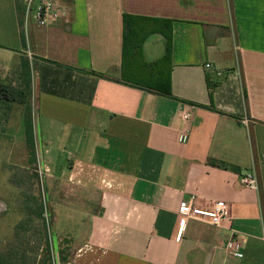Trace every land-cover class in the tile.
I'll return each instance as SVG.
<instances>
[{
	"label": "crops",
	"instance_id": "1",
	"mask_svg": "<svg viewBox=\"0 0 264 264\" xmlns=\"http://www.w3.org/2000/svg\"><path fill=\"white\" fill-rule=\"evenodd\" d=\"M47 1L62 12L40 27L25 0H0V34L14 68L30 65L49 202L89 211L80 239L56 235L68 239L62 264H264V0ZM124 15L171 22L172 97L124 82ZM165 45L151 35L144 60ZM226 84L241 85L248 125L239 102L222 106ZM250 172L255 190L240 180ZM190 200L227 204L231 222L190 219L176 240Z\"/></svg>",
	"mask_w": 264,
	"mask_h": 264
},
{
	"label": "rangeland",
	"instance_id": "2",
	"mask_svg": "<svg viewBox=\"0 0 264 264\" xmlns=\"http://www.w3.org/2000/svg\"><path fill=\"white\" fill-rule=\"evenodd\" d=\"M0 19L3 22L6 21L9 25V20H6V17H1ZM2 26L8 28L5 24H2L0 30L3 28ZM2 36L3 34H0V43H2L0 44V82L8 84L13 88H21L23 87L24 77L21 75L19 68H14L19 59H16L14 54L16 50L13 47V40L3 39ZM230 65L234 66V61ZM236 81L240 84V81ZM241 89L240 85L237 94L234 91L235 89L231 88L230 84H226L219 90V99L222 106L239 102L242 106L243 116H245V101L242 98ZM33 99V92L31 90L29 104L31 106L32 116L34 113ZM1 115L0 113V252H5L11 244L15 245L16 242H13L15 241V234L18 231L17 225L27 220L26 211H23L21 206L24 201L23 193L39 195L45 207V234L49 241L51 261L53 264H62L68 251V239H62L56 235L64 232L69 234V237L73 238V240L76 237V239H80L85 231L86 225L84 223L87 221L86 213H89V211L87 209L77 210L67 208L58 202L52 204V201H56L53 197L51 198V202H49V194L47 191L49 182L46 177V168L38 157L39 149L36 151L37 165L35 173L38 176L37 180L33 182L25 178L20 188H16L11 183L13 176H20L28 168V154L23 128V107L16 103L12 104V109L6 121ZM34 136L35 140L40 143L41 135L37 119L34 124ZM62 147L60 148L61 150ZM65 149L73 153V150L69 146L65 147ZM61 155L63 160L64 155ZM31 172L33 174V171L27 170V174H31ZM49 186L52 185L49 184ZM53 217L55 219L54 224ZM31 220L32 222L27 227L28 231L24 235L29 241V245L25 248L27 250L25 255L28 258V264L30 262L32 263V261L35 262L34 264H40L46 257L45 251H42L45 244L41 247L38 246V240L35 236V231L38 227H36L35 220ZM75 222L77 223L75 224ZM33 231L34 233L32 235ZM21 234L23 233L20 232V236H22Z\"/></svg>",
	"mask_w": 264,
	"mask_h": 264
},
{
	"label": "trees",
	"instance_id": "3",
	"mask_svg": "<svg viewBox=\"0 0 264 264\" xmlns=\"http://www.w3.org/2000/svg\"><path fill=\"white\" fill-rule=\"evenodd\" d=\"M19 6V0H16ZM171 22L168 20L124 15L123 16V35H122V78L124 82L137 87L162 95L172 97L171 79H170V60L172 53ZM153 34H161L166 40V49L164 56L154 63H147L143 57V44ZM21 75L24 77L23 87L13 88L8 84L0 82V113L6 121L12 104L16 103L23 107V128L25 143L28 154V168L20 176H13L11 183L16 188L23 185V180L27 178L35 182L37 174L35 173L37 165L36 143L33 127V116L29 99L31 96V70L28 61L21 60ZM33 171V174H27V170ZM29 173V172H28ZM24 201L22 210L26 211V219L17 225L18 231L15 234V245H9L5 252H0V264H28L26 257L29 241L25 238L28 225L35 220V236L38 240V246H43L45 259L40 264H53L50 257V246L45 234V207L40 196L23 193ZM29 219V220H28ZM20 232L22 236H20ZM34 231L32 232L33 235ZM31 235V236H32ZM45 235V236H43ZM30 236V237H31ZM37 246V247H38ZM65 261V259L63 260ZM32 261L29 264H34Z\"/></svg>",
	"mask_w": 264,
	"mask_h": 264
},
{
	"label": "built area",
	"instance_id": "4",
	"mask_svg": "<svg viewBox=\"0 0 264 264\" xmlns=\"http://www.w3.org/2000/svg\"><path fill=\"white\" fill-rule=\"evenodd\" d=\"M62 9L51 1H42L39 3L34 0H25V20L31 15L37 26L44 27L52 24L60 17ZM28 59L31 61V55L28 54ZM209 68V65H206ZM242 123L248 125V119L243 116ZM182 120L188 123L190 114L183 113ZM190 129L188 125L187 130ZM241 182L248 188L257 189V183L253 172L247 173L241 177ZM179 228L177 231L176 240H179L183 231V226L187 220L195 219L206 222L215 227H221L224 224H229L232 220L228 206L225 203L215 202L210 207H201L196 205L193 201L183 203L178 209ZM264 242V238H263ZM240 243L231 238L225 244V251L228 255H235L240 250Z\"/></svg>",
	"mask_w": 264,
	"mask_h": 264
}]
</instances>
